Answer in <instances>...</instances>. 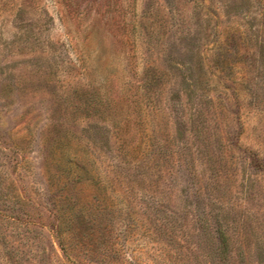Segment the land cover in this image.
I'll use <instances>...</instances> for the list:
<instances>
[{"label": "rangeland", "instance_id": "1", "mask_svg": "<svg viewBox=\"0 0 264 264\" xmlns=\"http://www.w3.org/2000/svg\"><path fill=\"white\" fill-rule=\"evenodd\" d=\"M0 264H264V0H0Z\"/></svg>", "mask_w": 264, "mask_h": 264}, {"label": "trees", "instance_id": "2", "mask_svg": "<svg viewBox=\"0 0 264 264\" xmlns=\"http://www.w3.org/2000/svg\"><path fill=\"white\" fill-rule=\"evenodd\" d=\"M61 246H62V249H63L64 251H66L65 246L63 245V243H61Z\"/></svg>", "mask_w": 264, "mask_h": 264}]
</instances>
